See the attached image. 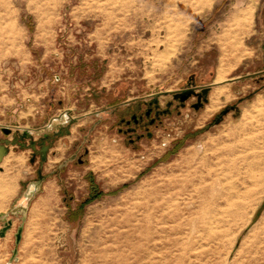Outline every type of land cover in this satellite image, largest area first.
I'll use <instances>...</instances> for the list:
<instances>
[{
  "label": "rangeland",
  "instance_id": "rangeland-1",
  "mask_svg": "<svg viewBox=\"0 0 264 264\" xmlns=\"http://www.w3.org/2000/svg\"><path fill=\"white\" fill-rule=\"evenodd\" d=\"M235 34L241 55L228 48ZM83 54L94 79L117 67V91L132 88L143 107L0 153V264H224L232 234L225 245L217 236L240 223L228 216L244 202L241 177L190 205L180 225L145 221L147 211L133 208L140 199L126 197L187 151L248 122L244 115L264 128V0H0V73L9 66L17 77L23 62L27 79L48 80L41 88L51 99L54 76L75 63L80 77ZM153 100L163 114L126 125ZM262 214L264 192L226 264L245 258Z\"/></svg>",
  "mask_w": 264,
  "mask_h": 264
},
{
  "label": "bare ground",
  "instance_id": "bare-ground-1",
  "mask_svg": "<svg viewBox=\"0 0 264 264\" xmlns=\"http://www.w3.org/2000/svg\"><path fill=\"white\" fill-rule=\"evenodd\" d=\"M190 1L196 5L208 2ZM247 25L248 20L245 18L239 31ZM237 36L238 34H235L228 43V48L230 52L241 55L243 51L239 50ZM244 118L248 119V122L246 120L241 126H232L223 136L210 137L209 142L199 149L187 151L166 171L161 172L158 179L149 182L147 188L126 197L129 202L136 198L140 199L139 202H135L133 208L147 211L145 221L150 220L156 225L159 223L180 225V220L190 205L205 202V198L213 197L217 185L223 188L228 180L241 177L243 183H247L241 194L244 202L234 204V209L228 216L229 222L239 220L240 223L234 231V226H231L217 236L218 242L225 245L223 243L226 241H222V238L229 233L232 234L226 242L224 264L230 256L237 234L249 222L264 192V128L260 124L255 126V123H252L255 116L244 115ZM257 143H260V149L255 151ZM175 190H177L175 195H179V198L175 197L176 200L170 195ZM167 195L168 197H165ZM249 210L251 213L247 215ZM159 231L163 232V229L159 228ZM147 232L149 233L148 230ZM248 239L250 244L245 252V258L238 264H264V214L249 230Z\"/></svg>",
  "mask_w": 264,
  "mask_h": 264
},
{
  "label": "crops",
  "instance_id": "crops-1",
  "mask_svg": "<svg viewBox=\"0 0 264 264\" xmlns=\"http://www.w3.org/2000/svg\"><path fill=\"white\" fill-rule=\"evenodd\" d=\"M77 56L74 55L73 60L76 61ZM84 56L87 55L83 54L78 58L87 63L80 77L76 76V71L73 70L80 69L82 65L74 66V62L73 66H68L67 71H71L70 77L66 70L63 72V77L54 76L51 81L54 85L51 86L53 88L51 99L44 98L46 93L41 88L48 80L27 79L23 62L18 63L15 68L18 69L17 77L13 68L7 66L2 69L0 73V135H2L0 150L3 154L13 153L17 144L26 140L32 145L34 140L50 142L53 136H56L57 140L72 137L74 128L81 127L92 117H100L106 112L115 116L123 108L126 111L142 109L143 105L137 101L138 98L133 94L132 88H129L128 93L126 92L123 96L120 91H117L115 82L120 79L117 67L108 68L98 79H94L89 76V60ZM75 83H81V90L84 92L78 91L76 95L69 93L70 86H72L71 92ZM31 84L33 88L28 89ZM16 86L17 92L11 95L12 89ZM31 147L35 149L34 144ZM20 152L24 153V151ZM32 155L34 157V154ZM34 163L36 161H33Z\"/></svg>",
  "mask_w": 264,
  "mask_h": 264
},
{
  "label": "flooded vegetation",
  "instance_id": "flooded-vegetation-1",
  "mask_svg": "<svg viewBox=\"0 0 264 264\" xmlns=\"http://www.w3.org/2000/svg\"><path fill=\"white\" fill-rule=\"evenodd\" d=\"M154 102H155V100L149 102L148 108L144 111V114H139V115L132 114L131 117H130V121H126L125 122L126 125H130L132 123L135 126L139 127V125H144V123H145L144 121L147 118H149L151 115L152 116L150 118V122L149 123H153L154 119L158 118L161 114L164 113V111L157 110V107H156ZM32 146H33V144H32Z\"/></svg>",
  "mask_w": 264,
  "mask_h": 264
},
{
  "label": "water",
  "instance_id": "water-1",
  "mask_svg": "<svg viewBox=\"0 0 264 264\" xmlns=\"http://www.w3.org/2000/svg\"><path fill=\"white\" fill-rule=\"evenodd\" d=\"M4 133H7V131L3 130ZM45 151H46V147L43 146L40 150L41 153V159L43 160L45 158ZM2 152V150H0V153Z\"/></svg>",
  "mask_w": 264,
  "mask_h": 264
}]
</instances>
